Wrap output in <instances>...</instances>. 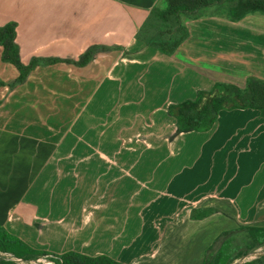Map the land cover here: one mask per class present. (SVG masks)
<instances>
[{
  "label": "crops",
  "instance_id": "0c3cea01",
  "mask_svg": "<svg viewBox=\"0 0 264 264\" xmlns=\"http://www.w3.org/2000/svg\"><path fill=\"white\" fill-rule=\"evenodd\" d=\"M164 2L0 0V26L16 22L24 64L78 59L91 45L122 47L85 66L41 64L10 87L19 73L2 61L0 46V225L33 249L125 264H199L223 230L264 226L259 111L222 110L210 130L174 137L167 112L217 82L190 63L246 62L254 48L264 60V15L239 24L188 20L189 38L167 56L135 38ZM211 24L218 25L213 40L194 37ZM234 28L242 30L234 38L239 49L230 43ZM204 208L216 211L191 217Z\"/></svg>",
  "mask_w": 264,
  "mask_h": 264
},
{
  "label": "trees",
  "instance_id": "16d2710c",
  "mask_svg": "<svg viewBox=\"0 0 264 264\" xmlns=\"http://www.w3.org/2000/svg\"><path fill=\"white\" fill-rule=\"evenodd\" d=\"M249 14L264 15V0H165L163 7L154 6L150 10L146 20L137 30L135 38L144 46L171 56L190 36L188 20L215 15L238 22ZM16 27L14 21L0 26L2 61L14 65L19 73L10 83V87L26 82L31 72L41 64L69 62L85 66L100 52L122 49L121 46L91 45L78 59L33 57L29 63L24 64L20 60V49L16 42ZM234 109H255L264 118V79L249 76L244 86L217 81L209 89H199L194 98L169 104L168 115L176 120L175 132L170 137L182 132L208 131L214 126L222 110ZM215 211V208L195 209L191 212V217L202 219ZM242 239L245 242H242ZM261 246H264V226L239 225L220 233L206 249L199 264H233L235 260ZM0 252H10L25 260L47 254L33 249L1 225ZM51 255L56 257V264H125L103 254L91 256L67 251ZM0 264L17 263L0 258ZM241 264H264V254Z\"/></svg>",
  "mask_w": 264,
  "mask_h": 264
},
{
  "label": "rangeland",
  "instance_id": "374dc122",
  "mask_svg": "<svg viewBox=\"0 0 264 264\" xmlns=\"http://www.w3.org/2000/svg\"><path fill=\"white\" fill-rule=\"evenodd\" d=\"M252 15H256V14H252ZM257 15H260V14H257ZM207 17L208 18L217 17L221 20L222 19L228 20L224 16H215V15H207V16H204L203 18H207ZM239 23L240 22H238V24ZM216 26H218V25L217 24H211L210 26H207L204 29L203 32H205V33L201 32V34L200 33L196 34V32H195L194 37L195 38H201V35L203 34L204 38L207 37L210 40H213L211 38H214L213 34H215L214 31L216 30ZM219 28L220 29L224 28L225 33L228 32V28L226 26L223 27V25H222V26H219ZM249 28L253 29L254 27H249ZM234 29H231V32H230V36H231V42L230 43L233 47L239 49L238 46L236 45L237 40H235L234 38H239L238 33L240 34V32H242V30L239 31L237 28H234ZM263 32H264V30H263ZM260 51H261V53H264V50L261 49ZM251 54H252V55H250L251 57L246 58V62L243 61L244 59H242V58H241L242 59L241 60L240 56H237V57H232L229 62H225V63H223V62L203 63V62H201L199 64H195V63H190V64L193 65V68L195 70L199 71L202 74H205L210 79H213L215 81H220V80L226 81V82L232 81V82L238 83L241 86H244L246 83L247 77L252 76V75H257V74L264 76V60H262V61L257 60V58H259L261 56L255 48L253 49V52ZM179 56L182 60H184L188 63V60L183 58V56L181 54H179ZM263 57H264V54H263ZM228 64H231V65H228ZM230 223H231V226L235 225L233 222H230ZM230 229H234V226L232 228L230 227L229 229H225L223 231H227ZM222 232H220V233H222ZM242 235H244V233H242ZM213 241H211L210 243L212 244ZM241 241L245 242L244 239H242Z\"/></svg>",
  "mask_w": 264,
  "mask_h": 264
},
{
  "label": "built area",
  "instance_id": "2783aa9c",
  "mask_svg": "<svg viewBox=\"0 0 264 264\" xmlns=\"http://www.w3.org/2000/svg\"><path fill=\"white\" fill-rule=\"evenodd\" d=\"M264 254V246L256 248L253 252L237 259L233 264H241L243 262L255 259ZM0 258L6 261H12L17 264H56V257L50 254L41 255L36 259L25 260L17 257L10 252H0Z\"/></svg>",
  "mask_w": 264,
  "mask_h": 264
}]
</instances>
